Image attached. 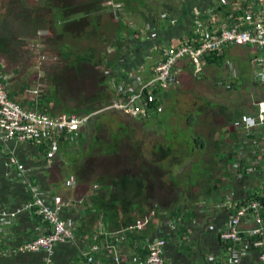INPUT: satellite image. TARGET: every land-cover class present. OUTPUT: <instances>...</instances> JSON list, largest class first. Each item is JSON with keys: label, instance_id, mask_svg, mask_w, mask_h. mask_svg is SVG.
Returning a JSON list of instances; mask_svg holds the SVG:
<instances>
[{"label": "trees", "instance_id": "16d2710c", "mask_svg": "<svg viewBox=\"0 0 264 264\" xmlns=\"http://www.w3.org/2000/svg\"><path fill=\"white\" fill-rule=\"evenodd\" d=\"M106 1L108 2L111 0H45L43 8L44 10H50L54 13V17L51 21V24L53 25L51 30L56 38L73 37L75 34L74 39H79L82 31H84L86 27L93 26L91 31L86 32V37H83L85 38L84 40H86V38L93 37V35L96 37V35H98L97 31L100 32V30H98V17L104 10L103 5ZM119 1L122 0H113L114 3ZM131 1L134 3L136 2V0H126V3H130ZM22 3V0H6L4 4L5 7L7 6L6 11L8 15H14L15 21H17L21 28L28 27L26 21L32 23L33 26L35 25L36 29L47 26L45 25V16L38 18V16H33L32 12L30 15L28 13H17L16 8H22ZM126 6L128 7L127 4ZM122 11L123 8H119L116 11L112 10V14L118 21L115 27L114 44L120 48H122L123 43L126 42L122 37L121 32H123V27H128V25L124 26L123 24L121 17ZM145 18L149 20L148 16H145ZM148 22H151V20ZM1 24L0 55L7 57L11 62H17L20 58L18 52V47L20 45L13 38V31L8 29V27H5L6 23L2 22V19L0 18V25ZM47 32L52 34L51 31ZM40 33L46 32L43 31ZM133 34L134 31L131 33L132 40L137 41L133 39ZM35 39H37V35ZM60 54L65 60V63L61 69L58 68L59 71L55 70V85L52 86L53 88H51L49 94H43L40 101L38 99L35 106L40 112L52 117H56L61 113L75 115H90L96 113L91 118L90 122H88V124L79 132H72L70 135H67L69 136L70 141L67 142L63 138L59 140L56 155L54 157V159L57 160L56 156L59 152L69 155V177L77 180L93 178L97 187L101 188V191L97 193L93 199V209L95 210V213L92 216L91 221H96L100 213H103L102 223L107 226L109 230L114 231V233L115 231H118L119 233V231L127 229V227L132 226V224L134 225V216L132 213L140 211V214H142L143 211L140 208H146L148 211H154L153 218L157 220V224H151L149 222L148 225H151L152 229H156L158 234H161L163 229L167 228V220H174L177 222L175 227L179 239L183 238L181 233L186 231V225L183 224L184 222H188L186 224H192L199 231L203 230L204 227H208L209 221L207 218H199L196 216L197 205L199 203L193 201L190 202L188 197L192 198V187L196 189L202 181L207 184V186H204L205 188L201 190L203 192V199L200 200V204H204V206H201V209L202 212L207 211V214L203 213V216L209 214L207 217L211 218L217 209H222H210V205L212 203L214 205L221 202L220 193L226 188V186H224V181L222 182V178L225 177V179H227L231 176V173L227 171V166L231 165L236 159L234 149L242 141V135L238 138V133H241V131L237 129L234 130L237 136L234 135V139L226 141L229 145L227 146L228 150H226L225 153H222L221 160L218 159L216 161L214 158L209 159L207 165H205L203 169L199 168V170L192 173V167L184 174V176L180 174V171H178L176 175L171 174V169L167 165L168 160L172 158L175 160L173 161L174 164H180L179 160H176L179 158L178 151H174L173 145L168 142H154L151 144L147 137L146 139L148 140L144 143L143 140L135 137V130L132 127H129L130 124L125 122L122 117L124 114L126 117H129V120L140 126L142 125L143 127H148L153 124L160 127L163 123L161 120H157L156 115L162 112L161 110V112L157 113V107L161 106L160 104L163 103V89H155L154 94L159 98L158 103L149 104L148 116L146 118L135 119L126 115L122 111L115 109L104 111V109L110 106L115 100H120V95H117L116 90L108 86L107 77L105 75L102 77L99 70H97L99 64L101 65V63H103L105 65V60H98V62H95L96 51L91 47L82 52V54L75 55L72 60L70 56L73 53L69 48H66V51H64L62 47ZM204 58L207 59L209 64H213L221 60L222 56L221 54L209 53L205 55ZM122 61L121 59L118 60L120 64ZM40 70L45 71L43 69ZM68 73L72 75L70 76ZM122 76H124V73H122ZM63 82L66 83V86L68 87L65 90L66 94L64 97H62L56 89V83L61 85ZM82 86L87 88L90 92L84 95L81 89ZM71 98L73 100H71ZM69 101L72 103V106L69 105ZM30 105L32 106V104ZM239 117L240 116L238 115L234 119H231V122L239 119ZM152 119L154 120L152 121ZM201 142L202 141L195 139L193 143L196 148H203V143ZM12 143L13 142H7L6 144L0 143V211H11L30 201L31 193L28 189L29 185L38 186L44 194L57 196L48 192L46 193V191L37 184L35 176H30L27 166L25 165V153L27 152L25 149L26 145H24L25 143H16L20 144L16 151H14V145ZM30 144L36 146L39 150L43 163L47 162V154H49L48 152L51 150V146L44 141ZM215 144L216 143H214V147L217 148V144ZM19 152H23L24 154L19 156ZM12 157L16 159L17 164L10 161ZM218 163H220V166ZM6 165L9 166V171H7L8 166ZM177 166L180 168V165ZM216 166L219 167V175L217 174L218 176L213 177L212 171ZM23 171L24 173H22ZM238 173L240 175L238 180L239 185L234 186L236 185L235 179L232 182L234 189L241 187L240 183L243 182L242 180H244L246 176L250 177L254 175H248V173L245 172V164L241 162ZM196 174L197 176L195 177ZM24 180H27L28 182L24 183ZM216 184H219L220 188H218ZM248 190L253 191L254 189L249 188ZM9 191L20 194L18 202L4 200L9 196ZM24 194L25 199L22 201V195ZM163 195L169 197V203H166V201H157V199H160ZM251 197L252 196L249 195L247 199H250ZM253 197L255 200L264 203V196L259 197L254 195ZM244 200H241L240 203ZM24 213L32 215L34 220H37L38 223L43 221L49 229V225L44 221L43 217L36 214L35 208ZM48 231H46V234ZM173 231H170V233H173ZM215 235L216 241L219 245H223L218 240L219 238L216 231ZM162 238L167 243L165 236H162ZM183 242L184 240L182 239L181 243ZM227 247L228 246L223 245L222 248L226 250ZM24 255L41 256L42 263L45 259L43 253ZM206 257L203 259L204 264H209L208 261L210 259L207 260ZM10 260L11 259L8 258L2 259L0 260V264H8L7 261Z\"/></svg>", "mask_w": 264, "mask_h": 264}, {"label": "crops", "instance_id": "0c3cea01", "mask_svg": "<svg viewBox=\"0 0 264 264\" xmlns=\"http://www.w3.org/2000/svg\"><path fill=\"white\" fill-rule=\"evenodd\" d=\"M149 1L151 4H148V2L146 3L145 0H136L135 3L132 1L130 3H126V0L119 1L121 3H114L113 0L108 1V3L113 2L123 8L121 17H123L125 13H131L130 16L132 17L135 14H139L141 16L139 17L138 15L139 21L141 22L140 26L143 28L142 30H139L129 26L128 33L126 35V42L123 43V47L125 45L124 48H120L115 45V51H112L113 46L108 47V52H110V54L111 52L114 53V57L109 60L105 66L106 68L114 70V73L112 74L115 78L112 82L113 84L123 82L124 77L127 76L129 72L134 71L140 72V76L144 81L150 80L152 76V68L157 62H159L162 56L160 48L170 45H178L180 42L190 40L193 35H195L196 29L198 30L197 22L204 20L207 25L206 33L211 34V29H217L219 27L226 28L242 25L243 27H246L248 22L245 20L244 13L249 12L251 16V14L255 11V7L253 6L255 0ZM140 9H144L143 13ZM103 11H110L111 14L113 13L112 10L108 9V6H104ZM145 16H148L149 20H147ZM112 18H115L113 14ZM150 20L151 22H148ZM2 22L6 23V25L4 24L5 27H8V29L10 28L7 24V20L4 21L2 18ZM116 23H118V21H116ZM123 24L125 26L124 21ZM0 26H2V24ZM133 31V39L136 34H139L141 39H138L137 41L130 40L131 33ZM262 55L263 54H261L256 48L252 47H225L221 56L222 59L225 57L228 59L226 61L227 64H225L222 70L225 75L228 76L231 74V78L236 79L239 72L236 67H241L239 62H248L249 66L252 64L257 67L256 70L252 72L253 81L251 85H261L262 87H259L264 88V71L261 78L255 77L261 70V66H259V59L263 58ZM119 59H121V61L123 60L121 64L118 62ZM178 63L183 69V71H180V69L178 71L185 74L186 70L184 69H188L191 62L189 60H183ZM216 64L217 63L209 64L207 59L204 58V65L202 68L206 70V66L214 65L216 67ZM2 68L3 66L0 65V83L4 86L9 99L23 106L34 108L35 105L28 102L23 94L27 87H23L21 83L18 87L15 82H11L9 79L10 77H8V75L6 76L5 73L2 72ZM13 69L11 70L12 75L18 73L17 68ZM122 73H124V76H122ZM199 73H202V71ZM197 74H195L194 77H196ZM227 86L232 88L230 85ZM258 100L264 101V92ZM255 103V101L252 103V108H247L246 112L240 113L239 119L235 121H242L243 118H253L256 112ZM30 104H32V106ZM153 120L154 119H152V121ZM235 121L232 122L229 127L231 130H229V128L221 130L223 132L221 136L224 135L221 138L232 140L235 138L233 137L234 135L237 136L233 129L234 124L236 123ZM240 135L241 133L239 132L238 138ZM257 137L258 138H256V140L259 141L261 138L260 133H258ZM12 144L14 145V151H16L18 145L20 144H16L14 142ZM24 145H26L25 149L27 151L25 153L26 157L24 156L26 161L25 165L27 166L30 176H35L37 184H39L41 188L46 191V193L48 192L52 195L60 196L61 198L72 202V208L69 211L64 212L63 216L75 223V244L57 245L54 251L53 259H51V264H87L84 257L90 253V249L93 246L101 247L102 251L98 254H94L93 257L96 261H99L102 264H113L111 258L106 253L105 248L107 246H117L118 249L122 251L124 256L123 264H135V260H137L138 263H143L146 258L145 245L148 242L162 236H165V239L167 240V248L165 249V264H204L203 259L206 256L207 260L210 259L208 263L212 264L211 257H220L223 255L222 253L225 252L222 248L223 245L220 246L216 241L215 231L217 233V230H222L227 226L232 209L226 206L222 209H217L211 218L207 217L209 214L207 216H203V213L207 214V211L202 212L201 207L198 208V205H200L201 202L200 200L203 199L202 191H198L194 200L190 197H188V200L190 202L193 201L199 203L197 205L196 216L199 218H207L209 221L208 227H204L203 230L199 231L192 224H186L188 222H184L183 224L186 225V231H183V233L180 231L183 235V243H181L182 239H179L176 233V228L174 231L169 228H164L162 233L158 234L156 229H152L151 225H148L149 222L151 224H157V220L149 221L141 231L131 230L127 227V229L119 231V233L118 231H115L114 233V231L109 230L107 226L102 223L103 213H100L96 221H91V218L95 213V210L93 209V199L95 195L101 191V188L97 187L93 178L77 180L71 179L69 177L70 175L65 176L64 174L69 171V155H66L65 153L63 154L62 152H59L56 156L57 160L54 159L51 163H43L41 154L36 146L30 143H25ZM22 154L24 153L19 152V156ZM261 160H263V158H259V171L261 169ZM7 169V171H9V166ZM22 173H24V171ZM263 174L261 176L258 174L256 176H246V178L242 180L243 182L240 183L241 187L238 189H234L232 185L231 189L235 193L233 197L234 201L243 200L247 196V192L249 191L248 189L251 188L252 183L255 181L259 182L260 180L264 181ZM23 182L27 183L28 181L24 180ZM235 183L236 185L234 186L239 185L238 181ZM216 186L220 188L219 184H216ZM9 192L10 197L7 196L4 200L18 202L20 194H16L13 191ZM24 199L25 194L22 195V201ZM140 209L143 211L142 214H144L146 208ZM142 214H140V211L132 213L134 216V224L138 220H141L142 216L140 215ZM251 225L252 224L248 222L247 219L243 223V228ZM47 230L48 228L43 221L38 223L37 220H34L32 215L25 213L17 216L12 222V225L8 228L0 225V260L6 258L11 259L10 261H7L8 264H41V256L20 255L18 251L22 245L31 242V240H34L38 236H44ZM170 231H173V233H170ZM222 263H226V259L223 258V256L221 259V264ZM226 264H228V262ZM241 264L260 263L256 258V253H250L248 258L243 260Z\"/></svg>", "mask_w": 264, "mask_h": 264}, {"label": "built area", "instance_id": "2783aa9c", "mask_svg": "<svg viewBox=\"0 0 264 264\" xmlns=\"http://www.w3.org/2000/svg\"><path fill=\"white\" fill-rule=\"evenodd\" d=\"M108 6L113 11L121 8L120 5L109 2ZM255 11L251 14L245 12V20L248 22L246 27L231 26L211 29V34L206 33V22L202 20L197 22L195 37L185 42H180L175 46H165L160 48L161 59L152 68V78L144 81L140 72H129L124 77L123 82L114 84L117 95L120 100H115L106 110H119L133 118H146L148 116V106L150 103H158V96L154 94L155 89H164L166 85L174 82V68L179 61L189 60L197 73L202 71L204 56L209 53L221 54L225 47H252L256 48L263 58L259 59L260 72L256 78H261L264 71V0H255ZM150 30V28H149ZM209 30V29H208ZM44 33L38 34V39L33 40L31 50L39 51L44 49V45L38 44V41L44 42L41 38ZM48 37V33H46ZM141 39L136 34L134 40ZM40 65L54 61L48 54L39 56ZM173 70V71H172ZM43 75L42 70H38ZM37 88H27L24 90V96L28 102L37 104L40 96ZM256 112L253 118H243L242 121L234 124V130H240L242 141L236 146V159L231 165L227 166V171L231 176L225 179L223 177L225 189L220 193L221 202L213 203L210 209L223 208L228 206L232 209L229 222L222 230H217L218 240L228 246L223 252V258L228 264H241L246 260L250 253H256V258L260 264H264V203L255 200L253 197L264 196V181L260 180L252 183L253 191H248L250 199L234 201V191L231 189L232 182L239 180L240 162L245 164V172L248 175H259L264 173V101L258 100L255 103ZM161 106L157 107V113L161 112ZM96 114V113H95ZM95 114L73 115L65 114L52 117L42 113L34 108L23 106L9 99L8 94L0 83V143H39L46 142L51 146L47 154V163H51L56 155L57 146L60 139L70 141L69 136L72 132H79L84 128ZM258 133H260L259 141ZM259 158L261 160V169L258 170ZM10 161L17 164L16 159L12 157ZM263 172V173H262ZM264 176V174H263ZM264 179V177H263ZM230 184V186H229ZM31 193L30 201L11 211H0V225L8 228L12 225L14 219L24 212H29L35 208V212L41 215L44 221L49 225V231L46 235L37 237L35 240L24 244L18 251L21 254H39L43 253L45 259L43 264H50L54 256V249L59 244H75V223L66 219L63 215L71 209V201L65 200L60 196H50L44 194L38 186L29 185ZM230 187V188H229ZM204 204L198 205V208ZM154 211H148L142 214L141 220L128 227L131 230L141 231L149 221L156 220ZM248 219L252 225L243 228V223ZM11 222V223H10ZM174 220H167L166 227L175 230ZM166 241L160 237L145 245L146 258L143 263L135 264H165ZM106 253L111 258L113 264H123L124 256L117 246H107ZM102 251L100 246H93L90 253L86 255L87 264H102L93 257ZM220 257H212V264H221ZM222 263V264H226Z\"/></svg>", "mask_w": 264, "mask_h": 264}, {"label": "rangeland", "instance_id": "374dc122", "mask_svg": "<svg viewBox=\"0 0 264 264\" xmlns=\"http://www.w3.org/2000/svg\"><path fill=\"white\" fill-rule=\"evenodd\" d=\"M22 1L23 9L16 8L17 13H28L30 15L32 12L33 16H38V18L45 16V25L47 26L36 29L35 25L33 26L32 23L26 21L28 27L21 28L17 21H15V16L12 14L8 15L6 11L7 6H4L6 0H0V18H3L4 21L7 20V24L10 27L9 29L14 33L13 38L20 45L18 47V52L20 54L18 61L11 62L7 57L0 55V65L3 66L1 69L2 72L5 73L6 76L8 75L10 81L15 82L18 87L21 83L23 87L37 88L40 91L39 101L43 94H49L51 92L52 86L55 85V70L59 71L58 68L61 69L65 63V60L60 54L62 47L64 51H66V48H69L73 53L70 56L71 60L75 55L82 54V52L88 50L90 47L94 48L96 51L95 62H98V60H105L104 63L106 64L114 57V53L111 52L110 54V52H108V47L113 46L112 51H115V27L117 20L112 18L110 11H102L99 14L98 30H100V32L97 31L98 35H96V37L93 35V37H88L84 40L85 38L83 37H86V32L93 29V26H88L82 31L79 39H74L75 34L73 37H61L59 39L55 37L51 30L53 26L51 21L54 17V13L50 10H44L43 8L45 0ZM145 2L151 4L149 0H145ZM104 6H108L107 1L104 3ZM108 9H110L109 6ZM140 10L143 13L144 9ZM130 15L131 13H125L122 17V21L125 22V25H128L127 28L123 27V32H121L125 40L129 26L139 30L143 29L140 26L139 14H135L133 17ZM139 17L141 16L139 15ZM43 31L46 33H48L47 31L52 32V34L48 33V37H46V33L40 34L42 35L41 38H44L45 41H38L37 43L44 45V49L39 51L31 50L32 44L34 45L32 42L33 39H35L36 35L38 37V34ZM193 37H195V35H193ZM42 54H48L50 58L55 60L42 64L41 66L38 62H40L39 56ZM227 59L228 58L225 57L219 60L216 67L214 65L206 66V70L202 69V73L196 75L197 78L194 77L196 74L193 68L194 66L190 64L188 69H184L188 74H184L180 72L183 71L181 68L182 66L177 63L173 73L176 82L166 85L162 91V98L164 100V102L160 104L162 106V112L156 115L157 120H161L163 123L160 127L154 124L143 127L129 120V117H126L124 114L122 116L124 121L130 124L129 127L135 130V137L140 138L144 143L149 139L151 144L154 142H168L173 145L174 151H178L179 158L176 160H179L180 164H174L173 161L175 160L172 158L168 160L167 165L171 169V174L176 175V173L180 171V174L184 176L192 167V173L199 170V168L203 169L205 165H207L209 159L214 158L216 161L218 159L221 160L222 153H225L226 150H228L227 146H229L226 142L228 140L221 138L224 136H221L223 133L221 130L231 126L233 122H231V119H234L240 113L246 112L247 108H252V103L254 101L257 102L264 92V88H261V85H251L253 81L252 72L256 70V66L252 64L249 66L248 62H239L242 68L236 67L239 71L238 76L236 79H232L231 74L227 76L222 70L225 64H227ZM15 67H17L19 74L16 73L12 75L11 70ZM37 69L45 70L43 71V75L39 73ZM179 69L180 71H178ZM97 70H99L102 77H104V75L107 77L108 86L110 88H117L112 83L115 79L112 76L114 70L106 68L103 63L98 65ZM69 75L71 76L72 74ZM56 85L59 94L64 97L66 94L65 90L68 88L66 86L67 84L63 82L61 85H59V83H56ZM225 85H230L232 88L226 87ZM81 89L84 95L90 92L87 88H84V86H82ZM71 100L73 99L71 98ZM69 105L72 106L70 101ZM59 115L62 116L65 115V113ZM229 130H231V128H229ZM146 137L148 139H146ZM195 139L202 141L203 148L195 147L193 143ZM214 143L217 144L218 149L214 147ZM177 165H180V168ZM218 165L220 166V163H218ZM218 171L219 167L216 166L212 171V176H218ZM64 175H68V172ZM204 186H207V184L201 181L194 191L192 187L191 194L193 200L198 191L205 188ZM168 198V196L163 195L160 199H157V201H166V203H169Z\"/></svg>", "mask_w": 264, "mask_h": 264}]
</instances>
